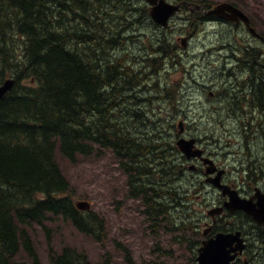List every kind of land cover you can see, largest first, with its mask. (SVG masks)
Listing matches in <instances>:
<instances>
[{"label": "trees", "instance_id": "obj_1", "mask_svg": "<svg viewBox=\"0 0 264 264\" xmlns=\"http://www.w3.org/2000/svg\"><path fill=\"white\" fill-rule=\"evenodd\" d=\"M132 3L0 0V85L15 80L13 89L0 99V264H39L30 234L33 225L42 230L51 264H91L84 252L53 249L50 224L57 220L96 242L107 240L103 219L75 207L56 149L70 163L110 151L126 176L128 197L139 200L149 228H169L172 243L184 248L187 264L196 263L202 219L188 203L201 186L180 174L185 168L174 146L176 134L169 133L176 130V119L185 116L178 107V84L154 98L167 102L159 112L172 117L168 123L150 119L149 131L144 127L138 133L132 121V114L144 121L141 112L133 109L140 102L133 92L149 75L161 71L163 58L174 57V47L161 40L153 49L152 38L141 29L139 34L134 30V36L122 35L135 23L143 25L140 18L129 21L137 12L142 17L147 14V9ZM139 36L151 54L138 58L134 67L125 63L127 56L111 54ZM160 54L164 57L156 58ZM251 95L264 101V87L254 88ZM208 131L212 138L215 129ZM253 146L259 149L258 144ZM261 169L264 172V165ZM175 210L184 212L180 222L174 220ZM239 215L261 237L252 262L264 264L262 230ZM22 251L29 263L17 259ZM123 251L126 264H132L129 250Z\"/></svg>", "mask_w": 264, "mask_h": 264}, {"label": "rangeland", "instance_id": "obj_2", "mask_svg": "<svg viewBox=\"0 0 264 264\" xmlns=\"http://www.w3.org/2000/svg\"><path fill=\"white\" fill-rule=\"evenodd\" d=\"M207 1L214 4L223 1L237 3L236 5L247 13L252 20L254 24L253 27L256 31L264 36V0ZM140 3L142 2L140 1ZM140 3L134 2L133 6L139 8ZM139 13L140 12H137L134 19L129 21L140 18L143 22L146 16L142 17ZM184 18L185 14L183 13L171 22V29L166 32L170 38L175 40L178 35L180 36L183 34L181 29L185 25L183 22ZM135 25L138 24L135 23ZM141 27L142 31L145 33L151 34L153 32L149 20H146ZM200 27L197 28L194 39L190 42L188 41L186 48L179 49L181 57L178 62H176L174 58H168L169 60L163 61V70L157 75H149L147 80L143 83L148 90L142 92L137 88V90L133 92L136 94V101H140L137 106H133V109L139 113L141 112L144 121L141 122L134 114H132V121L135 126V131L138 133L142 132L144 127L145 131H149L148 126H150V124L148 123L150 119H159L160 122L165 121L164 123H167L166 120H164L165 118L170 121L172 119L170 115L164 116L163 113L158 111V108L167 107V102L162 99H159V102L154 101L155 96L163 95V92L157 94L158 91L155 92L156 90L151 91L150 89L155 83H158V88L160 90H163L168 85L172 86L178 84L179 88L177 89L179 90V96L177 102L179 104L178 107L182 108L185 113V116L182 118L187 125L186 134L200 139L204 145H207L209 151L214 153L213 157L217 158L218 163L226 165L233 159V155L230 151L232 152L234 150L235 152L239 149L238 144L229 147L231 144L229 140L232 139V136L229 134L233 127L230 125L231 113L226 112V110L215 113V107L218 105L217 99L214 100L206 96V94L199 92L196 88V83L203 82L201 78H199L202 67L207 63H217L219 57H223L224 51L228 52L229 50L228 48L225 50H212L211 46H215L216 43H219L221 46H227L232 42H236V45H241V37H243V35L245 37L247 33L243 30L237 32L233 27L227 24L214 25V29L209 27L200 29ZM135 29L130 28L127 30L128 32L125 31L123 35L136 33L134 32ZM161 34V31H159L158 35ZM247 40L251 42L249 44H251L253 49L255 47H262L264 49V45L261 43L255 42L251 38H247ZM126 43L127 44L120 49L119 47L114 49L111 54L116 58L127 56L128 60H126L125 63L127 62L131 65H133L138 58L147 55V44L141 42L138 37L135 42L127 40ZM204 52H206L208 56L202 58ZM134 55L137 58H135ZM137 69L138 68H135V70ZM166 71L169 73L167 74ZM203 83L209 84L207 82ZM142 99H144V101H141ZM147 99L150 100L147 101ZM125 102H127V100H125L124 103ZM118 111L120 112L121 110L118 109ZM121 113L125 114L124 111ZM183 119L177 118L175 125ZM209 121L216 123L215 132H212L214 135H211L214 139L213 142L209 139L208 130L213 129ZM169 133L175 136L176 130L174 129ZM242 137H244V133ZM55 158L60 166L62 174L70 183L73 191L72 198L74 203H89L90 211L95 212L103 219L105 232L107 234V240L101 244L96 242L93 238L79 233L69 223L63 222L61 219L57 220L53 224H50L52 225V229H54L51 246L57 253L64 247H71L77 251L84 252L91 264H126L123 250L127 249L130 252L132 264H187V254L184 248H179L172 243L171 238L173 234L168 231L170 230L169 228H167L166 231L157 227L156 229L149 228V222L145 221L141 213L142 206L139 200L128 197L126 176L119 168L118 161L113 157L110 151H104L99 156L79 157L77 162L70 163L63 158L56 149ZM240 159H243V154ZM186 177L189 181L195 183L197 187H199L197 182L203 180L201 177L189 176V174H186ZM241 178L242 177L236 176L229 178V180L236 185L240 183ZM251 181L254 183L253 179H251ZM184 182L183 180L179 182V184ZM217 197L218 194L216 190L210 185L205 184L200 191L194 194V200L188 203V205L196 211L198 217L202 219L201 230L205 227L204 221H209V217L206 213L212 207H215L214 203ZM182 213L184 212L180 210H175L173 212L176 222L181 221L180 217L183 216ZM239 216L241 217L240 219H238ZM239 216L234 215L229 218L228 223H226L227 225H225L224 222H222L221 225L224 224L228 228L244 230V232L250 235L253 232L251 226L245 223L241 215ZM32 228V230L30 229V234L39 258V264H50L47 243L42 230L37 225H33ZM155 230L157 232H155ZM253 233L255 236L256 233ZM185 238L187 237L185 236ZM249 243L250 247L247 250L246 257L257 256L258 252L254 250L257 241L255 239L249 240ZM17 259L29 263L23 251L19 253Z\"/></svg>", "mask_w": 264, "mask_h": 264}, {"label": "flooded vegetation", "instance_id": "obj_3", "mask_svg": "<svg viewBox=\"0 0 264 264\" xmlns=\"http://www.w3.org/2000/svg\"><path fill=\"white\" fill-rule=\"evenodd\" d=\"M175 1H181L183 4H185L181 10V12L184 11L185 14V18L183 20L185 25L181 29L183 34L180 36L178 35L176 38L178 45L175 43L174 39L170 38L166 33L171 29L170 25L161 31V35H158L156 31H153L147 36L152 38L151 43L155 49L159 47L158 41L161 40H164L165 43L171 47H176L174 54V59L176 62H178L179 58L181 57L178 49L186 48L188 41L190 42L192 39H194L197 28L200 26V29H206L207 27L214 29V25L227 24L233 27L237 32H239V30H243L247 33L245 34V37L244 35L241 37V45H236V42H232L227 46H221L219 43H216L215 46H211L212 50H225L226 48L229 50L228 52L224 51L223 57H219L217 63H207L202 67L201 73H199V78H201V81L207 82L209 84L203 82L196 83V88L199 92L206 94V96H209V98L214 100L217 99L218 107H215V113L223 110L231 113L230 125L233 127L231 128L229 134L232 136V139L229 140L231 143L229 147L238 144L239 149L235 152L234 150L232 152L230 151V153L233 155V159L230 161V163L221 165L218 163L217 158L213 157L214 153L209 151L207 145H204L202 142L199 143L198 141L196 144L197 147L203 151V157L211 158L216 165L214 173L207 176L213 177L219 173L220 182L222 184L235 189L239 197L247 200L251 199L255 202V195L264 193V172L261 169L262 165H264V101H262L260 98H254L251 95V92L254 88L259 89V86L264 87V49L262 47H255L253 49L251 44H249L251 42H249L247 38H251L253 41L264 45V36L260 35L257 31V35L253 36L252 34H249L248 27H246L244 22L241 20L236 23H232L222 20L215 15L208 14L211 7L203 8L201 5H199L200 8H195L194 3L187 4L185 2L189 0ZM236 4L237 3L233 5L239 8V6ZM242 12L247 15V13H245L243 10ZM182 13L172 18L171 22L179 17ZM249 20L251 26L253 22L251 19ZM135 27L137 26H132L129 28L135 29ZM182 39L185 40L183 41ZM206 56H208V54L204 52L202 54V58H205ZM160 57L163 58V54H160L156 58ZM168 58H163V61L167 60ZM161 67L163 70V66ZM194 81L196 82L195 79ZM209 124L211 125V128L216 129V123L209 121ZM243 133L244 137H242ZM185 136L191 138V136L187 135L186 133ZM166 141L170 143L171 139H167ZM253 144H258L259 149H255ZM242 154L243 159H240ZM187 163L188 162H186V164ZM193 166L194 169H192ZM185 169L180 172L182 176L189 174V176L193 175L199 178L201 177L203 178V183L209 179V177H207L205 174L206 165H204V163L198 158H194L193 160L189 161ZM221 171L222 174L220 173ZM236 176L243 177L248 180L253 179L254 183L246 185L244 180H241L240 183L236 184V187L235 183H232L229 180V178ZM216 192L218 197L214 204L216 207L222 208L223 212L221 215H218L214 218H209V221L206 222L205 225L209 224L211 226H215L217 224H221L222 222L227 225L226 223H228L229 218L236 214L227 212V210L224 208L227 198L223 197L217 190ZM256 225L258 226V224ZM226 232H231V230ZM253 234L254 233L252 232L249 235L243 230L242 235L244 236L247 245L249 240H258L260 238L259 235L256 234L254 236ZM244 258L245 257L242 256L237 262L243 260Z\"/></svg>", "mask_w": 264, "mask_h": 264}, {"label": "water", "instance_id": "obj_4", "mask_svg": "<svg viewBox=\"0 0 264 264\" xmlns=\"http://www.w3.org/2000/svg\"><path fill=\"white\" fill-rule=\"evenodd\" d=\"M151 5L150 16L159 25L166 26L167 20L176 12L179 11V5H172L164 0H146ZM210 14L216 15L222 19L228 21L238 22L243 20L248 25L247 18L236 8L228 3H220L214 6ZM252 32V30H251ZM15 82L12 79L6 80L0 86V99L8 93L14 86ZM180 132L182 131V124H179ZM195 140L179 139L177 141V147L186 156V158L200 157L201 152L199 150H193ZM205 164H208L206 172L208 174L213 173L215 168L212 161L208 159L203 160ZM213 186L221 190L223 196H227L229 199L225 202L224 207L229 212L243 211L246 215L252 217V219L264 230V194L256 195V202L251 199H241L237 193L231 190L228 186L220 184V174L216 177L208 180ZM76 207L80 210H89L90 205L82 202L77 203ZM222 212V208H216L208 212V215L214 217ZM209 229L204 231V235H207ZM245 249L244 239L241 237V233L236 231L235 233H217L213 237L203 240L200 248L198 249L196 262L197 264H232V261L237 255L242 254ZM240 264H249L248 261H244Z\"/></svg>", "mask_w": 264, "mask_h": 264}, {"label": "bare ground", "instance_id": "obj_5", "mask_svg": "<svg viewBox=\"0 0 264 264\" xmlns=\"http://www.w3.org/2000/svg\"><path fill=\"white\" fill-rule=\"evenodd\" d=\"M16 5V4H15ZM53 6V5H52ZM45 8V7H44ZM47 10V9H46ZM128 32V31H127ZM130 33V32H129ZM123 35V34H122ZM122 45V44H121ZM114 46V45H113ZM238 55V54H237ZM109 58V57H108ZM171 59V58H170ZM169 60V59H168ZM235 60V59H234ZM130 62V61H129ZM106 64V63H105ZM238 64V63H237ZM247 67V66H246ZM126 71V70H125ZM253 72V71H252ZM162 75V74H161ZM162 80V79H161ZM125 81V80H124ZM163 81V80H162ZM140 85V84H139ZM230 87V86H229ZM237 87V86H236ZM139 91V90H138ZM152 91V90H151ZM126 92V91H125ZM156 92V91H155ZM118 94V93H117ZM131 99V98H130ZM141 118V117H140ZM115 119V118H114ZM158 151V150H157ZM165 152V151H164Z\"/></svg>", "mask_w": 264, "mask_h": 264}]
</instances>
